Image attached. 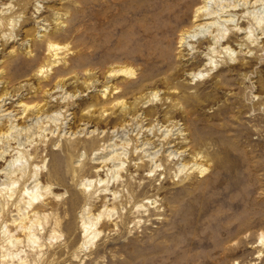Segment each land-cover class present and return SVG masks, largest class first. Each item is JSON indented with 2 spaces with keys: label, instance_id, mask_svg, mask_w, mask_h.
Instances as JSON below:
<instances>
[{
  "label": "rangeland",
  "instance_id": "1",
  "mask_svg": "<svg viewBox=\"0 0 264 264\" xmlns=\"http://www.w3.org/2000/svg\"><path fill=\"white\" fill-rule=\"evenodd\" d=\"M163 20L149 0H0V170L37 165L48 208L16 245L0 211V264H264V34L191 80Z\"/></svg>",
  "mask_w": 264,
  "mask_h": 264
},
{
  "label": "bare ground",
  "instance_id": "2",
  "mask_svg": "<svg viewBox=\"0 0 264 264\" xmlns=\"http://www.w3.org/2000/svg\"><path fill=\"white\" fill-rule=\"evenodd\" d=\"M263 2H264V0H149V3L151 4V8L154 12V17L155 18L160 17L161 19L163 18L164 19L163 21H164L165 25H167V26H169V24L171 25L172 23H174L173 28H175V27L177 28V30L179 32L178 33L179 35L176 33V36H178V38H177L178 40L176 39L178 46L180 49H182L181 47H183V48H185V50H188L187 54L186 53L183 54L186 58H184V57L183 58L185 61V66H187L191 70L190 71L187 68L190 71V73L188 75L190 76L189 78L191 80L194 78H197V76H199V75L204 74L202 71H206V70L211 71L210 69H213L214 67H216L215 63L218 60V58H221L222 56H225V55L233 54L235 48H239L240 52H242V53L251 51V47L253 46V42L255 40V39L254 40L252 39L253 32L255 30H257L258 33L264 34V15H261V13L257 14L254 12L256 7L262 5ZM12 13H14V12H12ZM105 16L106 15H104V18L107 19V17H105ZM106 19H105V21H106ZM158 26H159V24H158ZM163 26H164V24H163ZM169 28H170V26H169ZM165 29L167 30V28H165ZM177 30H176V32H177ZM256 38H257V36H256ZM50 40H52V39L50 38ZM47 41H48V39H47ZM262 41H264V40H262ZM257 42H258V40H257ZM169 43H170V41H169ZM60 44L59 45L56 44L55 41H54V43L49 42L48 45L46 44L47 47L46 46L45 47L47 48L46 49L47 53L50 54L53 59L49 58L46 60L47 63L49 62L48 67L46 65H42L41 68L37 69V72H39V74L44 73L45 69L49 70V68H50V66H52V64H57V62L60 61V58H59L60 53L59 52L62 48V46H60ZM259 46H261V45H259ZM179 48H178V52L180 51ZM63 49H65V48H63ZM50 55H49V57H50ZM180 55H182V54H180ZM181 58H182V56H181ZM222 59H225V58H222ZM217 63H219V62H217ZM45 66H46V68H43ZM183 69H185V68L183 67ZM183 69H181L182 72L184 71ZM196 69H198L197 72L194 71ZM115 72L120 74V75H124V76L125 75L129 76V75L135 74L134 71L132 70V68H130V67L125 68V69L122 68V69L116 70ZM109 75H111V74L109 73ZM109 75H108V77H109ZM112 76H113V74H112ZM217 83H219V82H217ZM117 91H114V93H116ZM103 94H104L103 96H105V94H106L105 90L103 91ZM193 94H194V92H193ZM120 101L122 102V100H120ZM117 104H118V102H117ZM120 104H122V103H120ZM21 106H23V110L26 111L27 105L24 103V104H21ZM124 107H125V105H124ZM121 110H122V108H121ZM17 129H18L17 124H15V123L11 124V127L8 129V131L7 132L5 131L6 132L5 134L3 133L0 135V143L1 142L3 143L4 139L5 138L7 139L9 137V135H11L12 131L17 130ZM163 138H165V137H163ZM3 145H5V143H3ZM23 148H24V146H23ZM126 148H127V146H126ZM141 150L139 151V149H137V151H139V152H141ZM5 151H6V149H4V148L2 151H0L1 157H5L4 156L6 153ZM25 153H27V152H25ZM14 154H12V155H14ZM38 155H39V153H38ZM119 155H120L119 153L115 152V154H113L110 158L106 159L105 161H109V160L112 161V159L115 156L119 157ZM195 155L198 157L200 154L197 153ZM195 155H194V157H195ZM140 156H142V155H140ZM149 156H150V154H149ZM200 156L203 157V155H200ZM200 156L198 158H200ZM17 157H18V155H17ZM36 157H38V156H36ZM142 157H144V155ZM154 158H156V157L153 156L152 158H149V161L151 162V164L155 165V168L153 170L157 169V167L160 166V164H157L156 159L153 162ZM16 160H18V159H16ZM141 160H143V159H141ZM27 161H29V159ZM105 161H103V162H105ZM159 162L161 163L160 160H159ZM121 163H123V162H121ZM13 164H15V160L12 161V165ZM120 165H122V164H120ZM166 165H168V164H166ZM141 168H142V166H141ZM166 168H167V166H166ZM186 168H187V165L183 164L182 168L178 167L176 170L180 173L181 171H184ZM172 169L174 172L175 171L174 168H172ZM189 169L192 170L191 172H193V173L196 172L198 175H202V176L208 170V168H206V166L201 162H194ZM2 170L6 171V172H3ZM1 171L3 173H1ZM187 171L189 172V170H187ZM53 172L56 173V170H51L49 174L52 175ZM0 174L4 175L9 180V182H7V183L3 182L0 184V211L3 212L5 210H7L8 208L15 207L14 208L16 210L15 215H17L16 218L12 219V222L14 224L13 230H9V229L5 228V224L3 226V228H5L3 231V233L5 235V242L8 243L9 245L10 244L16 245L17 243H20L24 240H26L27 242L33 243L36 240H38V238L36 237V233L34 232V228L37 226H41L43 224L42 219H44L47 216L46 212L48 209L46 204H42V203L40 204L38 202L39 201L38 199H40L42 197V194L39 193V188H40L41 183L38 180V182H35L32 184L33 181L38 179L37 178L38 177L37 176V174H38L37 173V165H33V164H31V166L30 165H28V166L23 165L21 167L19 166V167H15L14 169H10L9 171H7L5 169H1ZM127 176H128V174H127ZM135 179L137 180V178H135ZM103 181H104V179L101 182H103ZM125 183L127 184V182H125ZM90 184H92V183H90ZM52 185H53L52 183L48 182L47 184H45L44 188H46V190H47L48 187H52ZM82 185L86 186V183H84ZM112 192H113L112 195L116 194V191H112ZM117 196H118V194H117ZM115 198H113V199H115ZM35 203L36 204L39 203V204L35 205ZM143 205H139L138 207L142 208ZM97 218L99 219L100 217L98 216ZM2 222L3 221L0 222V228H1ZM95 225H96V223L95 222L93 223L92 220L89 224H86V223L83 224L84 239H87L88 237H90V235L93 232V230H91V229ZM12 231H14V232L12 233ZM85 244H86V242H85ZM3 264H9V263H8V261H3Z\"/></svg>",
  "mask_w": 264,
  "mask_h": 264
}]
</instances>
